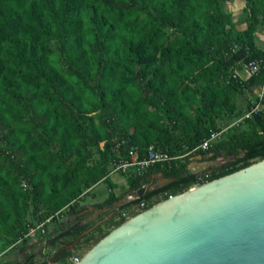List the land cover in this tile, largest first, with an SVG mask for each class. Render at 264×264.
Masks as SVG:
<instances>
[{"label":"trees","instance_id":"16d2710c","mask_svg":"<svg viewBox=\"0 0 264 264\" xmlns=\"http://www.w3.org/2000/svg\"><path fill=\"white\" fill-rule=\"evenodd\" d=\"M226 1L0 0V251L27 245L21 264H47L36 260L39 233L25 234L65 208L80 212L77 200L100 181L112 189L117 145L123 155L136 148L143 156L152 145L181 158L144 176L122 174L138 198L118 204L122 193L113 190L96 205L111 207L107 230L84 235L87 223L53 217L46 229L55 259L71 255L60 248L66 242L57 246L65 231L92 246L132 204L150 207L264 159V97L243 130L197 148L237 116V97L264 79V50L254 38L264 0H245L243 30L223 10ZM251 60L260 63L256 74L232 76ZM206 153L225 161L189 174L192 157ZM152 173L169 181L152 187Z\"/></svg>","mask_w":264,"mask_h":264},{"label":"water","instance_id":"95a60500","mask_svg":"<svg viewBox=\"0 0 264 264\" xmlns=\"http://www.w3.org/2000/svg\"><path fill=\"white\" fill-rule=\"evenodd\" d=\"M76 264H264V159L153 204Z\"/></svg>","mask_w":264,"mask_h":264},{"label":"built area","instance_id":"2783aa9c","mask_svg":"<svg viewBox=\"0 0 264 264\" xmlns=\"http://www.w3.org/2000/svg\"><path fill=\"white\" fill-rule=\"evenodd\" d=\"M244 70L248 77L256 74L260 70L259 61L258 60L249 61L248 63L244 64ZM233 77L239 78L236 73H233ZM263 97H264V81L262 84L260 83V89L258 93L256 94V96L250 99L248 101L249 103H247L246 106L240 110L241 113L235 118H233L230 122L226 123L225 128L222 127L221 129L212 132L206 139H204L201 142V144L197 148L206 150L213 143L220 140L221 135L229 131L228 130L229 127H231L232 125H236L239 122H243L244 120L250 119L254 115L261 112L263 110V104L261 103V100ZM234 129H237V128H234ZM102 145H103V142L100 143L101 147ZM114 151H115L116 157L112 159L110 162L108 174L117 172V173L123 174L124 176H128V175L144 176L146 175V173L149 172L151 168H154L156 166L163 168V167L170 165L172 161H175L181 158V156H172L168 152L155 149L152 145L147 148L143 156L139 154L136 148L129 149L123 155L120 153L119 146L117 145L114 148ZM142 188L145 189L146 185H142ZM168 197H172V194L167 195V197L165 198H161L160 201ZM136 198H138V194L134 193L132 200ZM147 208L149 207H147L144 201H141L139 203H134L132 204V206L128 207L127 209H124L116 213L115 220L124 219V221H126L132 216L144 211ZM72 215H75V214H72ZM59 216H62V210L57 212L54 216L49 217L45 221L37 223L35 227L30 228L29 231L25 234V237L35 238V236L39 233L40 239L46 238L47 237L46 224H48L52 220L53 217L58 219ZM110 216H113V213ZM68 219H66L67 220L66 222H68ZM44 244H45V240H44ZM42 251L44 252V248H42ZM81 257L82 255L70 256L69 257L70 264L78 263Z\"/></svg>","mask_w":264,"mask_h":264},{"label":"crops","instance_id":"0c3cea01","mask_svg":"<svg viewBox=\"0 0 264 264\" xmlns=\"http://www.w3.org/2000/svg\"><path fill=\"white\" fill-rule=\"evenodd\" d=\"M244 6H245V0H227L223 4V10L225 12H228L231 14L233 21L236 24V28L238 30H243L246 28V19H245V13H244ZM255 38V44L257 47L260 49L264 50V24H260L254 34ZM243 66H239L234 70L233 73H236L237 76L240 79H245L248 76L244 73V69L242 68ZM260 89V83L257 84L254 88H249L245 91L243 95H239L237 97V106L239 109H242L246 106L248 103V99H252L256 96ZM199 157V156H198ZM189 171L195 173V172H201L203 173L207 169L206 164H201V163H193L192 166H188ZM108 180L113 184L112 189L108 187L106 180L105 181H100L99 183L95 184L91 190H90V199L91 201H95L96 204L101 203L105 198L108 196V193L110 191H115L116 193H122V197L120 198L119 203H125L130 200H132V197L134 195V192H127V182L126 178L120 174V173H111L107 177ZM150 184L152 187H159L166 183L167 179H163L161 177L160 173H152L149 176ZM106 191V192H104ZM105 195H104V193ZM88 204L92 205L90 206L91 209H93L92 212H90L86 216H82L81 212L75 213V215H70L68 216V222L66 224H75L77 223H87V222H92V221H102L103 218H107L112 214L111 207L109 206H103L101 208L97 207L96 205L92 204V202H87ZM92 213V214H91Z\"/></svg>","mask_w":264,"mask_h":264},{"label":"rangeland","instance_id":"374dc122","mask_svg":"<svg viewBox=\"0 0 264 264\" xmlns=\"http://www.w3.org/2000/svg\"><path fill=\"white\" fill-rule=\"evenodd\" d=\"M85 16H88V14L85 15ZM91 38H94V39L98 40L99 35L93 32L91 34ZM54 46H56V44H54ZM242 66H243L242 68L244 69V64H242ZM243 71L246 74L245 70H243ZM263 81H264V79L261 80L260 83L262 84ZM248 101H249V99H248ZM149 110L152 111L153 107H149ZM240 113L241 112H238L236 115L238 116ZM246 121L247 120H244L243 122H239L236 125H232L231 127L228 128V130H232L234 128H237L239 131H241V130L244 129ZM219 124H220L219 129H221L222 127L225 128L226 123H219ZM169 126H170V124H169ZM129 130H133V128L130 127ZM223 136H224V134L221 135V138H223ZM97 156L98 155H96V157ZM195 161H196V163L206 164L207 165V169H208L209 167L219 166L221 163H223L225 161V159L223 157H221V156H218L217 158L210 157V155L206 153L204 155L193 156L192 159L190 160L188 166L191 167L192 164L195 163ZM104 192H106V191H104ZM89 195H90V191H89V193L85 194L83 197L79 198L77 200V202H76L77 206H79L78 210H80V212L82 213L83 217L88 215L90 212L93 211V209L90 208V206H92V205L88 204L87 202H92V204L97 205L95 203V201H91ZM104 195H105V193H104ZM66 209L67 208L63 209L62 216H59L58 221L65 222L67 217L72 215V213L69 214V212H67ZM108 219L103 218V220L101 221L100 224H99L98 221H92L91 223L87 222V228L84 231V235L86 233L94 232L96 227L99 226V225H101L103 230L104 229L107 230L108 227L110 228V224L106 223L108 221ZM105 220H106V222H105ZM65 223H67V222H65ZM69 225H74L75 226V224H69ZM112 229L113 228H111L110 231ZM72 230H73V228L71 230H69V231H65V233H64L65 235L64 236H67V237L62 238V241H59V243H57V246L60 247L61 244L66 242L65 244H63L60 247L61 249H63V250L70 249L71 250V255L70 256H72V255H82L83 256L93 245L91 246V244L88 245V244H85V243L83 244V243L79 242V239L82 236H80L78 239L74 240L69 235V233ZM44 240H45V244H44ZM42 248H44V252L42 251ZM55 249H56V246H51V244H49L48 236L46 238H44V239L43 238L39 239L37 244H36V246H35V248H34V252L36 254L37 262H40V260H44L47 264H69L68 262H69V257L70 256L67 258V260H65L64 258H60V257L58 258L57 256L56 257L59 260L54 258V254L56 253ZM30 254H31V252L29 251V246H27V245H24V246H21V247H17V246L16 247H12L11 249H8V250L5 248V249H2L0 251V264H21L22 262H24V260H26V258Z\"/></svg>","mask_w":264,"mask_h":264},{"label":"flooded vegetation","instance_id":"af4514ba","mask_svg":"<svg viewBox=\"0 0 264 264\" xmlns=\"http://www.w3.org/2000/svg\"><path fill=\"white\" fill-rule=\"evenodd\" d=\"M110 217H111V216H108L106 219H108V218H110ZM67 219H68V217H67ZM66 221H67V220H65V222H66ZM105 221H106V220H105ZM98 222H99V221H98ZM98 222H97V223H98Z\"/></svg>","mask_w":264,"mask_h":264}]
</instances>
